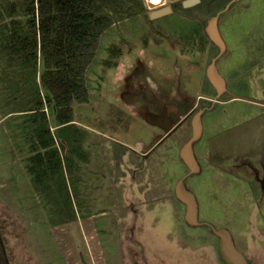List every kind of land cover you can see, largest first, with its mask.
I'll use <instances>...</instances> for the list:
<instances>
[{
    "label": "rangeland",
    "instance_id": "374dc122",
    "mask_svg": "<svg viewBox=\"0 0 264 264\" xmlns=\"http://www.w3.org/2000/svg\"><path fill=\"white\" fill-rule=\"evenodd\" d=\"M168 1L171 14L150 19L145 9L101 35L87 68V101L73 105L74 122L85 130L73 133L69 145L78 146L69 156L76 167L46 180L56 190L45 199L23 174L21 155L6 154L9 140L0 124V264H217V237L186 222L174 193L188 172L179 156L191 135L188 123L147 156L119 142L148 144L165 128L156 125V108L145 109L143 97L130 103L134 95L146 90L148 100L159 97L156 86L168 89L178 79L193 96L202 85L213 91L203 76L218 48L204 27L230 0L211 7L212 0L191 7ZM218 22L227 47L216 63L230 91L264 102V0H235ZM124 74L131 80L140 74L139 80L124 83ZM229 98L222 95L203 115L194 144L201 170L185 184L196 195L199 219L229 228L251 263L264 264V107ZM46 117L52 124L48 107Z\"/></svg>",
    "mask_w": 264,
    "mask_h": 264
},
{
    "label": "trees",
    "instance_id": "16d2710c",
    "mask_svg": "<svg viewBox=\"0 0 264 264\" xmlns=\"http://www.w3.org/2000/svg\"><path fill=\"white\" fill-rule=\"evenodd\" d=\"M224 1L212 0L207 6ZM144 10L142 0H0V102L11 97L13 109L34 113L33 123L43 115L44 125L37 131L43 147L53 140L44 136L49 132L46 105L60 126L61 139L70 142L73 133L85 131L74 122L73 105L87 101V68L101 35L116 21ZM52 155L51 147L32 157L36 184L56 180L57 170L65 173L59 163L49 164ZM63 159L70 167L71 157ZM65 183L64 189L60 183L63 199Z\"/></svg>",
    "mask_w": 264,
    "mask_h": 264
},
{
    "label": "flooded vegetation",
    "instance_id": "af4514ba",
    "mask_svg": "<svg viewBox=\"0 0 264 264\" xmlns=\"http://www.w3.org/2000/svg\"><path fill=\"white\" fill-rule=\"evenodd\" d=\"M173 12H174V10H173ZM213 46L217 47V45H215L214 43H213ZM216 55H217V53L213 54L212 57H214ZM212 57H210V60H209V62L207 63V65L205 67V71H204L205 76H203V80L206 79L209 83H210V81L208 80V78L206 76V68L209 65V63L211 62ZM201 74H203V73H201ZM125 75L126 74L123 75V77H124L123 78V82L125 83V81H128L127 84L131 85V84H133L134 78L139 76L140 74L135 76L133 78V80H131V78L130 79H128V78L125 79V77H126ZM178 78H179V76H178ZM138 80L139 79L137 77V80L135 82H137ZM180 82H181V80L178 79V85L172 84L171 87L168 88V89L164 88L163 84L160 83L159 87L156 86V90H155V93L160 95L159 97L157 95H153L152 94L153 96H150L149 100H148L147 93H150V92L144 90L143 93H141V94H139L137 96L134 95L133 97L129 98V100L131 99L130 103L133 104V103L141 100L142 97H143L144 98L143 104L146 105L145 109L146 108H150V106H155V108H156L155 114L157 113V115H155V118H154L155 119V123H156V125L159 124L161 129H162V126L165 127V128H164V130L162 129L163 133L158 134V135L155 134L154 137L152 138L151 142H149L148 144L146 142H143L140 139L135 140L133 143L129 142V144H124V143H122V144H124L125 146L130 147V149H132L131 145H135L137 148H140V149L144 150V152H141V155L147 156V154L149 153V152L147 153V151H151L152 149H154L155 146L160 143L159 141L161 139L165 138L166 136L169 137V136L173 135L177 130H179V128H181L186 123H188V125H189V127L191 129V134H192V121H193V117H194L195 113L198 112L200 109H203V112L201 114V118H203V115L206 112H209L210 110L214 109V107L217 105V103H221L222 95L229 94L230 98L243 100V101L244 100L248 101L247 99H242V98L235 97V96H239V95H236L235 93L231 92L230 89H229L228 84H227L228 89L225 92H223L220 97H218V100H214V98H215V96L217 94V91H216V89L213 87V85L211 83L210 84L213 87L212 93L209 92V91H206L205 87L202 85V88L198 91V93L195 96H193L192 91L188 90L187 89L188 87H186V86L185 87L181 86ZM153 86H155V84H153ZM128 93H129L130 96L133 95L132 91H129ZM123 95L127 96V94L125 95L124 93H123ZM249 99H251V98H249ZM205 102L208 103V105L205 104ZM140 105H142V104H140ZM140 105L138 104V106H140ZM162 109L164 110V113L160 112V110H162ZM159 114H160L161 120L157 119V116ZM202 124H203V121H202ZM189 137L186 139V141L189 139ZM186 141H184L182 143V145ZM194 144H195V142L193 143V149H194ZM182 145L180 146V148L182 147ZM132 150L136 151L135 149H132ZM194 152H195V149H194ZM200 170H201V168H200ZM188 172H189V169H188ZM187 173L185 174L186 176L184 175L185 178L187 176L191 175V174H187ZM184 181H185V179H184ZM184 206H185V204H184ZM199 222L200 223L195 225V226L207 227V228L211 229L212 232L214 233V235L217 237V244H216V246H217V251H216L217 262L216 263L217 264H230L222 256V253L220 252V249H219L220 238L213 231V227L218 229V228H221V227H224V226L215 227L211 222L206 221V220H200V219H199ZM225 228H227V227H225ZM227 229L229 230V228H227ZM232 238H233V242H234L235 247L244 256V259H245L246 263L247 264H252L250 259H249V257L245 254V252L237 247L233 235H232ZM3 252L6 255V252L5 251H3ZM7 264H9V263L7 262ZM232 264H242V261L241 260H239V261L236 260V261L232 262Z\"/></svg>",
    "mask_w": 264,
    "mask_h": 264
},
{
    "label": "water",
    "instance_id": "95a60500",
    "mask_svg": "<svg viewBox=\"0 0 264 264\" xmlns=\"http://www.w3.org/2000/svg\"><path fill=\"white\" fill-rule=\"evenodd\" d=\"M233 1L235 0H230L223 9L210 16L207 19L206 25L204 27L205 33L207 34L209 39L218 47L217 55L212 57L211 62L206 68V76L217 91L214 100H218V97H220L221 94L228 89L226 78L221 74L216 63L217 58L226 50L227 47L219 28L218 19L220 14L227 10V8L231 5ZM198 3H200V0H182V5L184 7H191ZM172 12V6L168 4L166 6L149 11L148 16L150 19H156L171 14ZM235 97L251 100L249 98L241 96ZM202 112L203 109H200L198 112L195 113L192 121V134L179 150L180 158L183 160V162L189 169V172L187 174L198 173L201 168L193 149V143L197 141L202 134ZM185 176H183L176 182L174 186V193L175 196L185 204L184 219L186 220V222L190 225H197L200 223L199 204L195 193L186 186L184 181ZM213 231L220 238L219 249L225 260H227L230 264H232V262L236 260H241L242 264H247L244 259V256L235 247L232 235L227 228L221 227L216 229L213 227Z\"/></svg>",
    "mask_w": 264,
    "mask_h": 264
},
{
    "label": "crops",
    "instance_id": "0c3cea01",
    "mask_svg": "<svg viewBox=\"0 0 264 264\" xmlns=\"http://www.w3.org/2000/svg\"><path fill=\"white\" fill-rule=\"evenodd\" d=\"M11 100H12L11 97H9L4 102H0V124L5 125L4 127L6 128L7 139L9 140V143L6 145L5 152L7 155H10V157L15 156L16 153L20 154L23 174H26L29 179L34 181V177L31 174L32 160H33L32 157L38 152L44 153L46 148L52 147L53 155L52 158L49 159V164L50 165L52 164L53 167H55L56 163H59L58 168H60L59 167L61 165L60 160L66 154L70 156L71 146L69 145L71 140L69 142L65 140L63 141V139H61L60 137L61 129L59 128L60 126H58L55 120L53 119V114L51 112L53 123L48 124L49 132L48 133L45 132L44 136L49 138L50 135L53 138V140L52 142H50V145L48 147L41 146V142L38 137L37 131H39L40 126L44 125L43 115L37 116V122L33 123L32 118L34 113H32L31 111L23 110L24 108H22V110H18V108L13 109L12 104H10ZM227 100L228 102H231L238 99L229 98ZM260 101L258 100L256 101L255 99H252L250 101H246V103L251 105L255 103L257 105H262L264 107V102H260ZM43 111L45 112V116H46V111H47L46 105H44ZM51 125L53 126V128H55L54 132L50 131ZM119 142L124 144H129V142H124V141L123 142L119 141ZM62 149H64V155L62 154ZM71 160H72L71 162L72 164L70 167H68L70 169H72L74 166L76 167L77 164L75 159L73 160L72 157ZM43 163L45 164L44 161ZM66 168L67 167L65 166V171ZM35 186L37 187V190L43 194L44 199L45 196L56 190L55 184L54 183L50 184V182H46V180L43 183H39V184L35 183ZM51 200L52 199H50L49 201Z\"/></svg>",
    "mask_w": 264,
    "mask_h": 264
},
{
    "label": "built area",
    "instance_id": "2783aa9c",
    "mask_svg": "<svg viewBox=\"0 0 264 264\" xmlns=\"http://www.w3.org/2000/svg\"><path fill=\"white\" fill-rule=\"evenodd\" d=\"M142 3L148 12L156 8L166 6L168 4L171 5L168 0H160L158 4L154 3L153 0H142Z\"/></svg>",
    "mask_w": 264,
    "mask_h": 264
},
{
    "label": "snow or ice",
    "instance_id": "6c2138e0",
    "mask_svg": "<svg viewBox=\"0 0 264 264\" xmlns=\"http://www.w3.org/2000/svg\"><path fill=\"white\" fill-rule=\"evenodd\" d=\"M153 2L158 4L160 0H153Z\"/></svg>",
    "mask_w": 264,
    "mask_h": 264
}]
</instances>
